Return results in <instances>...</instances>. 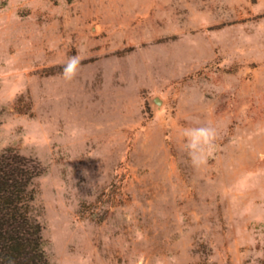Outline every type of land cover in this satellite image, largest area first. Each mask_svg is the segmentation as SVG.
Returning <instances> with one entry per match:
<instances>
[{
    "label": "rangeland",
    "instance_id": "obj_1",
    "mask_svg": "<svg viewBox=\"0 0 264 264\" xmlns=\"http://www.w3.org/2000/svg\"><path fill=\"white\" fill-rule=\"evenodd\" d=\"M7 153L47 264H264V0H0Z\"/></svg>",
    "mask_w": 264,
    "mask_h": 264
},
{
    "label": "trees",
    "instance_id": "obj_2",
    "mask_svg": "<svg viewBox=\"0 0 264 264\" xmlns=\"http://www.w3.org/2000/svg\"><path fill=\"white\" fill-rule=\"evenodd\" d=\"M40 163L20 154L0 157V264H47L42 226L33 213Z\"/></svg>",
    "mask_w": 264,
    "mask_h": 264
},
{
    "label": "clouds",
    "instance_id": "obj_3",
    "mask_svg": "<svg viewBox=\"0 0 264 264\" xmlns=\"http://www.w3.org/2000/svg\"><path fill=\"white\" fill-rule=\"evenodd\" d=\"M78 67V57H71L64 68L65 79L71 80L77 74ZM186 135L189 138L187 148L193 164L199 166L205 163L207 157L215 150V132L209 128L200 127L188 130Z\"/></svg>",
    "mask_w": 264,
    "mask_h": 264
},
{
    "label": "water",
    "instance_id": "obj_4",
    "mask_svg": "<svg viewBox=\"0 0 264 264\" xmlns=\"http://www.w3.org/2000/svg\"><path fill=\"white\" fill-rule=\"evenodd\" d=\"M151 102L157 106L162 105V101L159 98H154Z\"/></svg>",
    "mask_w": 264,
    "mask_h": 264
}]
</instances>
